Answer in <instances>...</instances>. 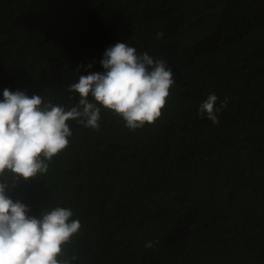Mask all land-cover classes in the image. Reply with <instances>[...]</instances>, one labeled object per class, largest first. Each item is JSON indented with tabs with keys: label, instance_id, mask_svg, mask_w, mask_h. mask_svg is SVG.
<instances>
[{
	"label": "trees",
	"instance_id": "trees-1",
	"mask_svg": "<svg viewBox=\"0 0 264 264\" xmlns=\"http://www.w3.org/2000/svg\"><path fill=\"white\" fill-rule=\"evenodd\" d=\"M117 42L171 68L161 118L71 122L70 146L8 195L29 215L73 209V264H264V0H0V101L71 107ZM210 94L217 123L199 111Z\"/></svg>",
	"mask_w": 264,
	"mask_h": 264
},
{
	"label": "clouds",
	"instance_id": "clouds-1",
	"mask_svg": "<svg viewBox=\"0 0 264 264\" xmlns=\"http://www.w3.org/2000/svg\"><path fill=\"white\" fill-rule=\"evenodd\" d=\"M163 33H157L162 37ZM103 72L80 75L68 91L75 94L71 107L24 91H3L0 101V264H73L68 255L82 229L71 207L57 206L38 216L14 201L8 191L21 179L29 181L45 174L49 163L70 146L72 123L99 130L101 108L120 118L135 131L154 125L162 116L175 81L164 59L117 42L104 52ZM84 66L77 68L79 72ZM92 68V64L87 66ZM218 97L210 94L200 113L218 122ZM227 106V100L220 107ZM11 177L13 183L9 184ZM146 247H152L149 242Z\"/></svg>",
	"mask_w": 264,
	"mask_h": 264
}]
</instances>
